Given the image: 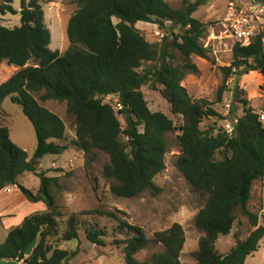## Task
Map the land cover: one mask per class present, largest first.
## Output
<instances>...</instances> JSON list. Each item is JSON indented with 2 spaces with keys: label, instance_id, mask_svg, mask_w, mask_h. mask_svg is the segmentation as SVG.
<instances>
[{
  "label": "trees",
  "instance_id": "obj_1",
  "mask_svg": "<svg viewBox=\"0 0 264 264\" xmlns=\"http://www.w3.org/2000/svg\"><path fill=\"white\" fill-rule=\"evenodd\" d=\"M15 1L0 0V63L19 69L0 85V116L7 99L20 106L34 127L38 147L30 160L28 153L12 142L10 130L0 125V193L16 187L29 201H44L49 209L30 215L10 231L0 243V264H70L78 252L61 249L56 240L80 241L82 233L100 248L114 238L126 264H181L186 233L179 224L156 233L164 253L145 262L136 256L150 245L146 233L116 213L97 210L83 214L116 223L112 236L106 226L82 222L76 214L61 228L52 195L59 179L38 172L43 158L60 156L72 148L83 152L88 170L106 153L109 163L103 166V175L116 198L158 193L155 179L166 170L168 135L174 132H179L177 169L193 192L204 199L195 220L202 234L195 261L245 264L264 240L258 214L248 209L254 184L264 179V122L250 102L241 98L236 84L235 99L244 107V115L236 118L232 135L224 129L214 135L212 130L202 129L206 120L218 116L212 104L194 101L182 86L187 75L199 73L191 58L209 59V50L202 43L208 26L194 14L210 0H183L178 9L166 0H78L68 26L70 48L63 55L50 48L52 36L39 0H21L20 12L13 6ZM19 13L20 27L10 29L1 24L3 17ZM139 23L156 25L165 32L163 44L148 42L137 29ZM171 51L183 57L182 64L171 63ZM233 55L232 65L223 68L220 99L230 79L252 72L264 78V30L249 47L236 43ZM148 86L168 101L172 114L182 120L179 127L165 114L151 111L143 92ZM111 97L118 99L123 110L107 102ZM49 101L65 104L75 120L76 139L68 145L55 143L66 140V125L40 103ZM28 173L41 179L39 197L19 184ZM238 211L248 217L251 231L223 255L216 244L231 233Z\"/></svg>",
  "mask_w": 264,
  "mask_h": 264
},
{
  "label": "rangeland",
  "instance_id": "obj_2",
  "mask_svg": "<svg viewBox=\"0 0 264 264\" xmlns=\"http://www.w3.org/2000/svg\"><path fill=\"white\" fill-rule=\"evenodd\" d=\"M78 0H39L45 13V23L50 29L51 50L62 55L70 48L68 26L71 17L78 6ZM173 8H181L183 0H166ZM247 2L250 0H241ZM231 0H210L201 7L194 18L208 26L206 37L202 40L209 50V59L192 57L191 62L198 68V74L186 76L182 86L194 101L206 100L218 116L206 120L202 129L212 130L213 134L224 129V126L237 117L244 115V107L236 102L235 85L239 84L241 98L248 100L257 114L264 113V78L256 72L230 79L228 89L220 99L219 92L223 86L225 74L223 68H228L233 62V48L236 42L223 27V20ZM14 8L21 11V0L14 2ZM21 13L8 14L2 18L1 24L14 29L21 26ZM117 24L118 20L115 19ZM146 40L154 45H162L166 33L153 24L139 23L137 25ZM176 34L179 30L175 31ZM171 63L175 66L183 63V57L176 51H171ZM19 69L0 63V85L5 83ZM152 112H160L173 120L177 127L182 120L172 114L171 106L162 95L149 86L143 90ZM39 99V98H38ZM117 98L111 97L107 102L113 103ZM46 109L58 115L66 125V140L55 141L58 145H68L76 139L75 120L67 113L66 105L54 101L40 102ZM234 111V113H233ZM123 126L125 121L120 117ZM0 125L10 130L14 144L25 150L30 160L37 151L38 142L34 127L25 116L22 108L7 99L2 107ZM179 132L168 135V153L166 170L155 179L160 191L147 192L135 199H118L111 192V183L103 175V166L109 163V156L101 153L93 169L86 168V160L82 151L72 148L60 156H46L41 160L38 172H45L49 178H58L59 187L53 188L52 195L56 210L60 217L61 228L73 214L79 216L82 222L96 221L102 227H107L110 236L116 223L108 218L94 215H83L92 211L113 212L125 219L130 225L140 227L150 241L147 249L136 256L139 262L149 260L153 255L164 253V247L156 241L158 232L171 228L174 224L183 227L186 233V244L181 256V264H197L194 254L199 249L202 234L196 229L195 220L203 205L204 199L193 192L184 177L178 171L176 162L180 155L178 147ZM127 141V138H124ZM39 197L41 179L37 174H25L19 183ZM11 192L0 193V243H4L11 230L21 226L23 221L32 214L42 213L49 209L44 201H29L19 188H10ZM253 199L249 211L259 216V225L264 227V179L253 186ZM122 214L125 216L123 217ZM237 221L229 235L222 236L216 244L217 250L227 255L235 247L238 240H245L251 231L249 219L243 211L236 213ZM115 239L107 240V247L100 248L87 241L84 233L80 241L63 242L57 239L58 246L71 253L78 252L70 264H126L124 256L116 245ZM51 243L55 244V240ZM9 264V263H6ZM22 264V263H21ZM245 264H264V240L258 252L248 257Z\"/></svg>",
  "mask_w": 264,
  "mask_h": 264
},
{
  "label": "built area",
  "instance_id": "obj_3",
  "mask_svg": "<svg viewBox=\"0 0 264 264\" xmlns=\"http://www.w3.org/2000/svg\"><path fill=\"white\" fill-rule=\"evenodd\" d=\"M223 27L236 43L242 47H249L257 34L264 30V3L257 0L247 2L231 0L223 20ZM114 103L119 110H123L118 99ZM259 115L264 122V113ZM237 124L238 120L233 119L224 126V132L232 135ZM6 192L10 193L11 189L8 188Z\"/></svg>",
  "mask_w": 264,
  "mask_h": 264
},
{
  "label": "water",
  "instance_id": "obj_4",
  "mask_svg": "<svg viewBox=\"0 0 264 264\" xmlns=\"http://www.w3.org/2000/svg\"><path fill=\"white\" fill-rule=\"evenodd\" d=\"M4 3L2 2V5H3ZM240 78V76H237V80ZM128 114H130V112L129 111H127V110H125ZM132 144L133 145H135L136 146V148L138 149V145H136V143H135V141H132Z\"/></svg>",
  "mask_w": 264,
  "mask_h": 264
}]
</instances>
